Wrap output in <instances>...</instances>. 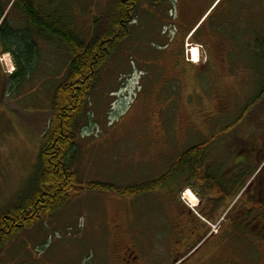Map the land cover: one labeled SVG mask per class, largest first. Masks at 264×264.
<instances>
[{"label": "rangeland", "instance_id": "374dc122", "mask_svg": "<svg viewBox=\"0 0 264 264\" xmlns=\"http://www.w3.org/2000/svg\"><path fill=\"white\" fill-rule=\"evenodd\" d=\"M49 1L55 7L65 2L62 14L73 17L83 37L93 18H103L99 26L106 29L113 2ZM227 1L211 3L188 44L184 31L172 27L171 0L142 3L127 39L99 73L69 163L81 185L109 184L117 192L70 196L55 216L5 246L0 264H110L117 243L140 257H168L169 251L162 252L170 246L167 241L177 239L179 227L168 211L170 188L202 185L174 177L157 191L130 192L168 174L180 155L202 144L223 186L235 193L264 187V59L258 50L264 46V30H212ZM234 12L237 20L240 14ZM9 19L10 25H24L17 14ZM260 20L257 28H264ZM34 42L26 75L17 78L14 110L0 109L1 215L25 206L34 195V168L52 96L70 61L61 43L36 35ZM197 46L202 47L200 59L192 63L190 52L196 53ZM190 201L197 204L195 198ZM220 219L211 223L216 231Z\"/></svg>", "mask_w": 264, "mask_h": 264}, {"label": "trees", "instance_id": "16d2710c", "mask_svg": "<svg viewBox=\"0 0 264 264\" xmlns=\"http://www.w3.org/2000/svg\"><path fill=\"white\" fill-rule=\"evenodd\" d=\"M144 1L113 0L106 29L99 26L103 18H93L88 36L83 37L78 34L73 17L62 14L66 9L65 2L62 6L57 5V10L49 0H0V30L7 39L6 45L10 52H14L17 77L26 75V69L30 66L35 35L38 39L61 43L70 59L62 83L56 87L52 96L51 118L43 136L38 164L34 168V195L25 206L0 214V252L35 228L43 219L55 216L70 196L84 192L116 191L115 186L98 182L81 185L69 163L76 147L75 132L99 80V73L115 54L120 42L127 39ZM13 13L23 19L24 25L21 28L10 25L9 17ZM11 30L23 31H19V36H11ZM194 30L190 31L193 33ZM195 35L193 33L192 37ZM258 50L263 52L264 59V46ZM207 147L202 144L187 150L173 163L168 174L158 180L136 185L130 195L139 196L157 191L172 184L174 177H180L188 184L190 181L201 184L200 188L226 187L223 186L221 176V180H218L213 175L214 162L204 157Z\"/></svg>", "mask_w": 264, "mask_h": 264}, {"label": "flooded vegetation", "instance_id": "af4514ba", "mask_svg": "<svg viewBox=\"0 0 264 264\" xmlns=\"http://www.w3.org/2000/svg\"><path fill=\"white\" fill-rule=\"evenodd\" d=\"M213 1L171 0L174 30L180 33L196 28ZM235 10L240 14L237 20H234ZM259 19L264 20V0H228L212 30H254V27L264 30L257 28ZM1 31L0 56H9L14 72L7 75L0 67V109L12 111L18 69L14 52H10ZM19 31L23 30H11V36H19ZM8 97L10 102H5ZM182 186L170 188L173 198L168 211L178 219L180 230L177 225V239L166 243L170 246H165L167 251L162 254L169 251L168 257H140L133 249L117 243L118 254L112 256L110 264H264V187H247L235 193L227 187L190 189ZM187 193L197 201L194 210L187 206ZM219 217L216 231L211 223ZM232 248L234 251H228Z\"/></svg>", "mask_w": 264, "mask_h": 264}, {"label": "built area", "instance_id": "2783aa9c", "mask_svg": "<svg viewBox=\"0 0 264 264\" xmlns=\"http://www.w3.org/2000/svg\"><path fill=\"white\" fill-rule=\"evenodd\" d=\"M201 49V48H199ZM197 56V53H191L190 52V57H191V60H194V58ZM3 63L5 65V68H6V71L7 72H12V67H11V63L10 61L7 59V58H3Z\"/></svg>", "mask_w": 264, "mask_h": 264}, {"label": "crops", "instance_id": "0c3cea01", "mask_svg": "<svg viewBox=\"0 0 264 264\" xmlns=\"http://www.w3.org/2000/svg\"><path fill=\"white\" fill-rule=\"evenodd\" d=\"M191 35H192V33H191L190 30H185L184 31V39L187 38V37H190L191 39H193V37H191ZM10 244H12V243H10ZM0 255H4V253L3 252H0Z\"/></svg>", "mask_w": 264, "mask_h": 264}, {"label": "bare ground", "instance_id": "6f19581e", "mask_svg": "<svg viewBox=\"0 0 264 264\" xmlns=\"http://www.w3.org/2000/svg\"><path fill=\"white\" fill-rule=\"evenodd\" d=\"M196 58H197V56L195 57V59H196ZM195 59H194V60H195ZM193 63H194V61H193ZM188 194H189V193H187L186 195H188ZM189 195H190V194H189ZM191 198L194 199L193 196H191ZM191 198H189V196H186V199L189 200V201H190ZM192 199H191V200H192ZM190 203H192V202L190 201ZM192 204H193V203H192Z\"/></svg>", "mask_w": 264, "mask_h": 264}]
</instances>
